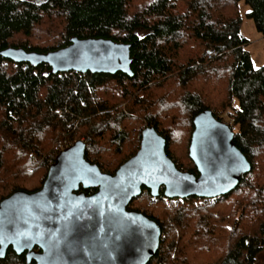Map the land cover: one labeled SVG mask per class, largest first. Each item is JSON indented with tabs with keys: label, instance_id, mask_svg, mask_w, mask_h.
Segmentation results:
<instances>
[{
	"label": "trees",
	"instance_id": "16d2710c",
	"mask_svg": "<svg viewBox=\"0 0 264 264\" xmlns=\"http://www.w3.org/2000/svg\"><path fill=\"white\" fill-rule=\"evenodd\" d=\"M239 1L0 0V50L45 52L72 36H101L131 44L133 71L54 73L0 55V200L40 188L58 139H84L85 157L114 172L138 148L142 118L165 136L177 166L197 174L188 157L193 117L210 108L225 120L231 106L233 141L251 169L208 203L191 195L165 205L162 191L143 186L141 197L156 200L143 212L162 235L146 264H256L264 245V63L255 67L246 49ZM243 1L264 36V0ZM137 198L127 207L137 210ZM0 264L34 261L10 246Z\"/></svg>",
	"mask_w": 264,
	"mask_h": 264
},
{
	"label": "water",
	"instance_id": "95a60500",
	"mask_svg": "<svg viewBox=\"0 0 264 264\" xmlns=\"http://www.w3.org/2000/svg\"><path fill=\"white\" fill-rule=\"evenodd\" d=\"M130 48L128 42L107 37L72 36L57 49L8 46L0 55L32 65L46 63L54 73L133 75ZM233 135L210 108L193 117L188 155L197 174L177 166L154 125L142 128L138 149L114 172L102 171L87 159L85 142L76 139L55 155L40 188L18 189L0 200V257L11 246L34 264H146L159 247L161 226L128 208L129 202L143 186L153 196L162 191L181 198L231 191L251 169Z\"/></svg>",
	"mask_w": 264,
	"mask_h": 264
},
{
	"label": "rangeland",
	"instance_id": "374dc122",
	"mask_svg": "<svg viewBox=\"0 0 264 264\" xmlns=\"http://www.w3.org/2000/svg\"><path fill=\"white\" fill-rule=\"evenodd\" d=\"M249 9H250V6L248 4H246L243 0L239 1V10L241 13V23H240L239 31H240L241 35H243L244 37L247 38L248 41H247V44L245 45L246 49L249 51V53L251 55L253 65L255 67H258L264 63V36L256 30L253 19L249 18L245 15V12L248 11ZM233 105L234 106L236 105V101H233ZM231 111H233V107H231V106L227 107L223 113V118H225L226 113H230ZM222 120H224V119H222ZM146 125H147L146 121L144 120V118H142L141 121L137 124L136 129H138V131L141 132L142 128L145 127ZM70 140H72V139H70ZM72 141L74 142L75 140H72ZM138 147H139V145H138ZM188 157H189V155H188ZM189 159H190V157H189ZM174 161L177 164V161L176 160H174ZM190 161L193 162L191 159H190ZM183 170H186V169H183ZM137 202L139 203V208L137 210L142 211V212H143V210H145L146 204L147 205L156 204V200L154 198H149L146 200L145 196H142L141 198H137ZM164 202H165V205L171 204V201H169V202L164 201ZM148 211H149V209H148ZM148 213H151V211H149ZM255 263L256 264H264V245H263L262 249L257 253Z\"/></svg>",
	"mask_w": 264,
	"mask_h": 264
},
{
	"label": "built area",
	"instance_id": "2783aa9c",
	"mask_svg": "<svg viewBox=\"0 0 264 264\" xmlns=\"http://www.w3.org/2000/svg\"><path fill=\"white\" fill-rule=\"evenodd\" d=\"M231 128V130L235 131L236 129V125L234 124V117L232 114H229V113H226V116H225V120H224ZM88 138H86L87 140ZM84 142L85 140L82 139ZM73 141L70 140V139H66V140H61V139H58L57 140V143H56V149H55V152L56 150H61L63 148H65L66 146L72 144ZM221 195H215V196H197L194 200V202H197V203H208V202H214L216 199H218ZM138 198H141V195H137ZM167 197V196H166ZM171 199V200H169ZM179 200H182L181 197H167L166 201L169 202L171 201V203L173 202V204H177V202Z\"/></svg>",
	"mask_w": 264,
	"mask_h": 264
}]
</instances>
